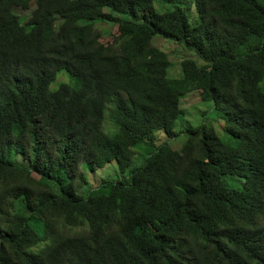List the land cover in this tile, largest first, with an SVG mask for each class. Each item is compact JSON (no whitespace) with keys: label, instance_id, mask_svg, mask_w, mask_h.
Masks as SVG:
<instances>
[{"label":"trees","instance_id":"obj_1","mask_svg":"<svg viewBox=\"0 0 264 264\" xmlns=\"http://www.w3.org/2000/svg\"><path fill=\"white\" fill-rule=\"evenodd\" d=\"M162 1L172 9L0 0V264H264V0H191L195 25L178 0ZM101 23L116 26L110 46L97 43ZM155 37L201 63L182 59L168 78ZM62 71L71 84L50 90ZM192 92L230 142L188 127L164 153L155 133L178 135ZM143 144L152 149L128 183L76 194L81 163L115 161L123 174Z\"/></svg>","mask_w":264,"mask_h":264},{"label":"rangeland","instance_id":"obj_2","mask_svg":"<svg viewBox=\"0 0 264 264\" xmlns=\"http://www.w3.org/2000/svg\"><path fill=\"white\" fill-rule=\"evenodd\" d=\"M153 5L158 13L172 9V6L165 4L162 0H153ZM178 5L186 9L189 24L195 25L199 19L191 0H178ZM31 9L32 8L28 11L15 10V13L23 18H26ZM98 14H100V12L96 13L95 17H98ZM118 16L121 17L120 15ZM96 28H98L101 33V37L98 39L97 43L102 46H110L113 43L114 37L117 35L116 26L101 23L98 24ZM151 44L153 47L159 48L167 55L169 60L167 77L170 79H177L181 77L180 62L182 59L188 58L194 60L197 64L201 63L195 53L193 51L186 50L183 45L179 44V46L172 41L165 40L160 37L153 38ZM60 84H71L68 74L64 71L59 72L56 75V78L50 84L49 89L55 90ZM259 88L264 91V79L260 82ZM180 106L183 112L175 121L174 126V131L178 133V135L173 139H168L162 131H157L155 133V146L160 147L162 152L166 153L170 151V149H180L182 143L185 141L184 132L188 127L195 128L206 125L207 127L212 128L222 141L230 142V138H228L226 133L223 131V121L213 109L212 102L201 101L198 98V93L192 92L191 94L181 98ZM102 127L103 131L107 133V130L110 129L111 126L109 122L105 121ZM151 149V146L144 144L135 146L133 148L134 157L131 165L123 174L118 171L115 161L104 163L95 169L91 168L88 164L81 163L78 171L83 176L84 182L82 183L80 180H76L74 182V190L76 194L81 198H85L91 190L97 188L102 183L117 181L128 183L130 171L142 166L144 159L148 155L147 153ZM226 181L230 184L233 182L231 178H226Z\"/></svg>","mask_w":264,"mask_h":264}]
</instances>
